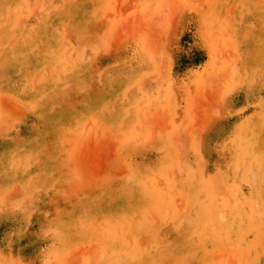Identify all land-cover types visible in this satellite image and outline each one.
I'll return each mask as SVG.
<instances>
[{
	"label": "rangeland",
	"instance_id": "obj_1",
	"mask_svg": "<svg viewBox=\"0 0 264 264\" xmlns=\"http://www.w3.org/2000/svg\"><path fill=\"white\" fill-rule=\"evenodd\" d=\"M0 264H264V0H0Z\"/></svg>",
	"mask_w": 264,
	"mask_h": 264
}]
</instances>
